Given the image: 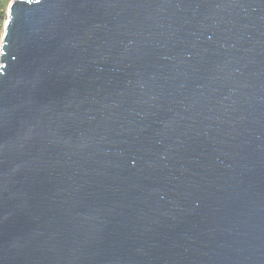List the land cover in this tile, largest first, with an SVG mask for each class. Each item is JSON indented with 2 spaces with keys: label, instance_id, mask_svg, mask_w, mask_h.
<instances>
[{
  "label": "water",
  "instance_id": "1",
  "mask_svg": "<svg viewBox=\"0 0 264 264\" xmlns=\"http://www.w3.org/2000/svg\"><path fill=\"white\" fill-rule=\"evenodd\" d=\"M0 264H264V0H12Z\"/></svg>",
  "mask_w": 264,
  "mask_h": 264
},
{
  "label": "trees",
  "instance_id": "2",
  "mask_svg": "<svg viewBox=\"0 0 264 264\" xmlns=\"http://www.w3.org/2000/svg\"><path fill=\"white\" fill-rule=\"evenodd\" d=\"M12 0H0V44L4 32V25L8 17V7Z\"/></svg>",
  "mask_w": 264,
  "mask_h": 264
},
{
  "label": "built area",
  "instance_id": "3",
  "mask_svg": "<svg viewBox=\"0 0 264 264\" xmlns=\"http://www.w3.org/2000/svg\"><path fill=\"white\" fill-rule=\"evenodd\" d=\"M3 36V35H2Z\"/></svg>",
  "mask_w": 264,
  "mask_h": 264
}]
</instances>
